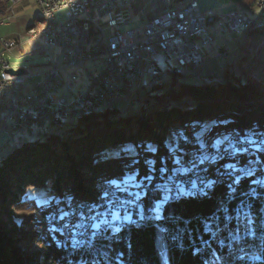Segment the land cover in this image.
<instances>
[{"label": "trees", "instance_id": "16d2710c", "mask_svg": "<svg viewBox=\"0 0 264 264\" xmlns=\"http://www.w3.org/2000/svg\"><path fill=\"white\" fill-rule=\"evenodd\" d=\"M178 74L169 77L171 87L177 86ZM225 74L228 79L230 75ZM235 83L216 91L210 89L204 99L197 94L196 86L183 85L168 93L165 90L161 96L174 102L164 108L157 107L150 100L156 95L149 94L142 99L148 104L144 121L140 119L141 106L127 115L110 105L93 115L71 119L62 128L54 127L58 131H35L38 137L15 146L0 158V264H264V157L260 158L262 168L245 157L256 151L214 160L216 163L207 167L210 175L230 164L235 168L213 184L207 175L210 185L201 193L179 191L176 197L162 200L159 216L153 204L159 198L155 187L154 191L148 188L146 194L144 190V201L138 200L135 214L127 217L123 226L90 232L78 244L73 234L47 229L43 221L48 215L58 219L73 202L92 201L94 186L116 176L133 175L132 184L155 186L163 182V176L180 171L174 163L179 157L172 154L174 146L168 137L170 126L191 127L194 132L191 124L197 122L195 133L204 130L197 136L199 142L231 131L252 130L255 132L249 133L264 135V103L260 102L259 87L237 78ZM191 97L198 100L196 106L215 102L212 113L228 121L205 127V117L181 115L190 111L184 109L187 103L183 101ZM214 118L216 115L210 120ZM192 148L203 161L205 153L211 151L204 150L198 141L189 150ZM231 157L233 160L226 161ZM239 166L247 167V171L240 172ZM161 168L166 171L161 172ZM149 175L150 181L145 179ZM36 187H48V197L39 204L35 199L25 201L26 191ZM140 206L146 212L138 211ZM23 208L38 215L29 214L24 223L18 222L12 209ZM41 230L44 236L39 235ZM36 241L43 248V258L34 250L18 247Z\"/></svg>", "mask_w": 264, "mask_h": 264}, {"label": "built area", "instance_id": "2783aa9c", "mask_svg": "<svg viewBox=\"0 0 264 264\" xmlns=\"http://www.w3.org/2000/svg\"><path fill=\"white\" fill-rule=\"evenodd\" d=\"M24 1H0V26L11 24L16 18L15 9ZM33 1L41 15L49 16L51 31H44L42 26L34 24L19 37L0 36V122L6 123L16 134L58 127L60 119L73 118L80 110L110 106L117 101L125 105L137 104L141 100L133 95V91L144 92L152 85H159V78L166 77V70L194 69L208 59L217 62L224 61V58L233 59L234 50L215 49L209 55L203 54V49L212 47L213 37L207 27L209 16L200 11L197 0L166 8L141 27L124 31L122 27L132 23L129 7L134 0ZM164 1L156 0L155 7ZM59 12H64L62 21L56 19ZM94 17L105 20V32L110 33L98 46L82 40V32L90 29L81 26V19ZM212 17L216 35L227 29L239 37V43L244 29L251 22L264 20V0H251L243 8ZM36 39H40V44L33 46L29 54L44 55L48 66L40 71L23 67V75L10 74V58L14 57V51L24 56V44ZM52 50L60 52L59 61L53 59ZM87 65H90V70L86 69ZM65 71H70L67 77L63 74ZM145 78L149 79L150 86L142 90ZM62 89L70 94L68 99L57 96ZM244 131L245 139H234L229 132L226 133L230 135L229 143L237 140L264 143V135L247 136V130ZM170 138L173 146H178L180 141L191 140L185 138V130L182 135ZM229 143H220L219 146H229ZM198 159L183 163L191 165V172L177 179L179 186H189V181H197V190H200L199 178L203 167H194V160ZM117 183L121 184V181ZM108 193L112 194L110 187ZM87 226L88 222H84L83 227L72 233L85 231Z\"/></svg>", "mask_w": 264, "mask_h": 264}, {"label": "rangeland", "instance_id": "374dc122", "mask_svg": "<svg viewBox=\"0 0 264 264\" xmlns=\"http://www.w3.org/2000/svg\"><path fill=\"white\" fill-rule=\"evenodd\" d=\"M15 11H16V18L11 22V24L8 25V26H0V36L2 38H15V37H19L21 35H24L25 32H26L27 26L31 23L32 19L36 16V14L38 12V10L34 6L32 0H28L27 3H25L24 5L16 8ZM56 19L58 21L64 20V12L57 13L56 14ZM94 20H95L96 24L99 27L105 28V26H106L105 20H99V19H96V17H94ZM140 24H141L140 19H137L133 23H130L128 25L123 26L122 27V31H124L126 29H130V28H134V27H136V26H138ZM257 31L259 33L256 35L254 32H257ZM245 34L243 35V38L240 40V42L239 43L237 42L238 43L237 47L235 46L233 48L234 49L233 59L232 58H228V59H226L224 61H219V62L214 61L213 59H208L201 66V68H200L201 70L200 69H195L194 74H192V75L186 74L182 79H179V77H178L177 78V86H175V87H173V86L171 87V85L168 83L169 82V77H168L167 81L163 80L165 83H163L162 86H158L157 88L153 87L154 89H152V87L148 88V90H149L148 93L146 91L136 93L135 90H134L133 91V95L135 94V95L138 96V99L141 100V102H139L140 104L137 103V104H133V105H131V104L125 105L124 102L117 101V102H115L112 105L113 106H117L119 112L120 111H124V112H126L125 114H127V115L130 114V113L137 112V110L140 109L139 106H141L140 119L144 121V120L147 119V115H148V109H147L148 108V104H146L144 102V100H143V103H142V99H147L149 94H150V96L151 95L152 96L156 95L155 97H153L154 99L150 98V100H153V102L155 103V105L157 107H163L164 108V106L166 104L174 102V101L168 99L165 96H161L162 95L161 93L165 92V90L166 91L168 90L167 91V93H168V92H171V91L178 90L183 85H185V86L188 85V87H190V88H195L194 86H196L197 87L196 88L197 94L200 95L201 99H204V97L210 92V89H213V91H216V90H218V89H220L222 87H226L228 85L229 86H235L236 85V83H235L236 78L239 79V81H243L244 83L249 81L252 85L259 87L258 90L261 91V93H262L261 94V98H263V101L260 100V102L264 103V32H261L260 30H255V31L249 32L247 35H245ZM105 35L107 37H109V35H110L109 31L106 30ZM32 48L33 47L31 45L26 44L24 46V52L27 53ZM204 50H206V49H204ZM52 51H54V50H52ZM52 51H51V55H52L53 59L55 61H59L60 60V55L56 57L52 53ZM55 51H57V50H55ZM57 53H58V51H57ZM14 54L16 56L14 55V57L10 58V66L14 70H17V69H20V68H23V67H29L28 66L29 64H34V62L37 61V60L46 61V57L44 55H39V54L28 55L27 54L26 56H22L21 57L19 55V53L16 54L15 51H14ZM59 54H60V52H59ZM209 54H211V51L208 54L204 53V55H209ZM44 57H45V59H44ZM220 65L222 66L221 68H220ZM222 71H224V72L222 73ZM201 72H202V74H201ZM225 73H228L230 75L228 79L226 78V74ZM200 74L201 75H206L208 77H212L213 75L218 76V77L221 78L220 80L223 82V84H219V83L215 84L214 83L213 85L212 84L205 85L206 84L205 82H207V81H205L206 79H204V77H200ZM141 85L144 86V87H142V90H144L145 87L150 86L149 79L145 78ZM214 85H216V86H214ZM138 88L139 87L137 86L136 87L137 91H139ZM169 88H171L170 91H169ZM57 96L58 97L66 96V98H69V95L64 90L58 92ZM147 102H148V100H147ZM175 102H179V101L176 100ZM185 102H188V103H187V106L184 109H187V110H190V111H188L187 113L186 112H181V115L188 114V115H192V116L198 117V118H204L205 117L207 119L206 123H204L205 127L207 125H211V124H214V123H222L223 124V123H226L228 121V118L219 117L220 116L219 113H216V114L212 113V110L217 106V104L215 102H212V103L206 104V105H198V106H196L195 104H197L199 102H198L197 99H194L193 97L186 99ZM250 103H252V102H249V104ZM124 106L127 107L125 110L123 109ZM102 109H105V107L101 108L100 110H102ZM121 113H123V112H121ZM145 113H146V115H145ZM93 114H95V113H93ZM93 114H91V115H93ZM212 115H216V118H214L213 120H210V117ZM88 116H90V115H88ZM82 117H86V116H82ZM82 117H80V118H82ZM72 121L73 120H71V119H67L64 122L70 123ZM210 121H211V123H210ZM194 123L195 124H191V125H194L193 134L196 137V139L198 141V144L200 143L201 146H203L202 148L204 150L211 149V151H208V152L205 153L206 154V157H205L206 160L203 161V165L208 164L209 167H210L211 165L216 163V161L213 162V160H214V158L216 156L214 154V152H216V150L218 149L220 143H223V140H224L223 137H225L226 133L221 135V136H219V137H217V138H214V139H212L210 141H202V140H200V142H199V139L197 138V136L200 137L202 131H204V130L203 129L202 130H198L197 134H196L195 133V131H196V129H195L196 126L195 125L197 124V122H194ZM56 128H58V127H56ZM59 128H62V127H59ZM3 130L5 132H7V133L3 132ZM51 130L55 131L56 129L55 128H51ZM56 131H58V130H56ZM248 131L249 132H255V131H252V130H248ZM231 132H233V131H231ZM242 135H243V132H242ZM171 136H174V135H171ZM171 136H168V137L170 138ZM36 137H38V134L35 131L33 133H31V134L14 135L12 133V131L10 130V128L7 127L6 123L2 124L0 122V158L4 157L8 153H10L12 151V149L15 146H17L18 144L24 143V142H27V141H31V140L35 139ZM210 143H211V145H210ZM209 146L211 148H209ZM191 151H194V152H191ZM257 151L260 152V153H255V154H252L251 156H245V157L247 158L246 160H248L249 163L253 162V164L255 166L262 168L263 164H261L260 158L264 157V153H263V151L261 149H259V147H258ZM187 153L188 154L195 153V154H197L196 158L198 157V151H196L195 148L194 149L192 148L191 150H189V147H187L183 151L177 152L175 150V146H174V148L172 150V154H174L175 156L179 157V160L181 161V163H185L186 161H188L187 160ZM212 155H213V157L211 158ZM228 156H229V154H228ZM231 160H233L232 157L230 159L226 160V161H231ZM199 161H201V160H199ZM181 163L179 164L180 171L170 175L169 179H165L166 177L163 176V182L159 183V185H161L162 183H164V185H170V184H172L174 182V180L176 178L175 176H177L178 174L184 173L183 171H187V170L181 169L182 168V164ZM183 165L191 166L189 164H183ZM230 165H232L234 167H228V165H227L224 169H222V168H220L219 170L217 169V171H215V174H213V175L209 174V168H207L206 169L207 170V175H208V177H211L212 180H213V181H211V184H213L215 181H219V180L221 181V177H223L225 174L227 175L229 170L231 171V170H233L235 168V165H233V164H230ZM194 167H196V166H194ZM190 169H191V167H190ZM225 169H228V170L226 171ZM221 170H223L224 174H221V172H220ZM239 171L240 172L247 171V167H243L242 168V166H239ZM253 171H255V167H253L252 172ZM126 177H130V176H116L112 180L106 181L104 183L102 182L101 184H104V187H105V191H103V193L108 192V187H110V193L115 194V196H118V192H116V189H114L115 192H113L114 190H112L111 186L109 185V183L111 181H117L118 179L121 181L122 188L126 187V189H127L126 191L128 193L130 192L129 193L130 195H133V192L137 193V191H136L137 189L136 188L140 189V188L144 187L145 188V189L143 188L145 190L144 193L148 191L147 188H150V185H148V184H141V183H138V182H134V184H132L131 183L132 180L128 181L127 183H123V181H125ZM211 178H209V180H211ZM209 180L207 182H210ZM137 184H140V186L136 187ZM207 185H210V183H208ZM131 187L134 188V189H132ZM151 187H152L151 188L152 191L154 190L153 187L156 188V186H151ZM95 188H96V186H94V188L92 189L94 198H95V196H97V192H99ZM46 189H48V187H36V188L28 189L26 191V196L24 197L25 201H28L29 199H35V200L38 201L37 203L39 204V202H42L44 199H46L48 197V193H46ZM131 189H132V191H131ZM155 191H157L156 193H158L159 198L154 199L153 204H154V207L156 206V208H157V205H159V209H160L162 207V204H163L162 200H164L165 197L162 196L161 191L159 192L158 189L155 190ZM179 191H183V190L180 189V190H178V192ZM103 193L101 192V194H100V192H99V195L96 197V198H98L97 201H95L96 198L94 199L96 204L92 205V207L93 206H97V204H99V202L107 203V201L104 198V194ZM149 193H154V192H149ZM112 194H109V196L107 198L108 200H111V199L114 198L112 196ZM145 194H143V196L141 194V199L140 200L144 201ZM83 202H88V201H76V202L71 203L69 205L70 207L69 206L67 207V212H64V210L62 211L61 216L58 218V219H62L61 217L63 216V219L60 222H54L52 216L48 215L47 218H46L48 221L45 220V219L43 220L44 224H45V227L47 229L58 228L61 231H63L64 228H66L67 230H70V229L72 230V229H76V228L79 229L80 227H75V225L80 223V221H81V217H80L81 213H83L84 217H86V216L95 217L94 220H96V219L98 220V218L101 217V215H97L96 214V213H99L98 210L97 209H93L92 211H89V209H86L85 207L80 208L81 206H85L83 204ZM90 202H92V201H90ZM143 205H144V203L142 204V206ZM142 206L139 207L138 211H140V212L145 211L146 212V210H144V208ZM77 208H79V209H77ZM134 208H135V204L134 205L132 204L131 209L125 211V213L122 214L123 219L125 220V222H126V219H128V218H125V217H130L131 214H135V211L133 210ZM75 209H77V210L75 211ZM159 209L157 211L158 216L161 213V211ZM12 211H13V215L16 217L17 221L18 222H23V223L26 220H28L27 217H28L29 214L38 215L37 211H31V210L26 209V208H23V209H20V210H17V209L13 210L12 209ZM95 211H96V213H95ZM93 212H94V214H93ZM65 213H67V215H64ZM72 214H75V218L72 220L73 223L72 222H70L71 224L70 223H66L67 220L70 218V216ZM96 216H98V217H96ZM94 220H92V219L89 220V223L90 224L92 223V226H93V224H96V222H97V221L95 222ZM41 221H42V219H41ZM85 221H86V219H85ZM2 222H5V220H2ZM66 224H68V225L70 224V225L66 226ZM71 226H72V228H71ZM43 233H44V231L41 230L39 235L40 236H44L45 234H43ZM18 247L21 248L22 250H31V251L34 250L35 252L39 253L41 258H43L42 254L44 253V251H43L42 246L40 244H38V241H36V242H34L32 244L21 243V244L18 245Z\"/></svg>", "mask_w": 264, "mask_h": 264}, {"label": "bare ground", "instance_id": "6f19581e", "mask_svg": "<svg viewBox=\"0 0 264 264\" xmlns=\"http://www.w3.org/2000/svg\"><path fill=\"white\" fill-rule=\"evenodd\" d=\"M39 17H40L39 18L40 21L37 24H39L40 26H42L44 28V31H51V22H50L49 16H47V15H41L40 14ZM81 26L84 27V28L90 29V31H83L82 32V40L84 42H87V44H89L91 46H98L99 43H103L104 38H105V28H101L99 26H96V22H95L94 19H81ZM30 27H34V25H32ZM254 30L264 31V20H261L259 22H251L250 25L247 27V29H244L243 35L245 33H246L245 35H247L249 32L254 31ZM226 59H228V58H224V60H226ZM202 65L203 64H200L199 66L195 67L194 69H184L182 71L179 70V69L166 70V77L159 78V85H152L151 87L162 86V84L165 83L164 81L165 80L167 81L168 80L167 78L170 77L172 73H179L178 76L179 77H182V78L186 74L192 75V74H194L195 69H200ZM221 67L222 66L220 65V68ZM223 72L224 71H222V73ZM201 74H202V72H201ZM201 74H200V77H204V79H206L205 81H207V82H205L206 85H210L213 82H217V83L223 84V82L220 80L221 78L218 77V76H214L213 75L212 77H208L206 75H201ZM145 91L148 93L149 90L146 89ZM142 103H143V101H142ZM183 103H188V102L183 101ZM104 107L107 108L109 106H104ZM170 107L179 108L180 106H176V105L175 106H172L171 105ZM101 108H103V107H93L91 109L80 110L79 112H77L74 115L73 118H70V119H78V118H80L82 116L91 115L93 113L98 112ZM145 115H146V113H145ZM65 120H67V119H60V124H58V127H64V125H65V122L64 121ZM183 130H185V138H191V140H183V141H180L179 144H178V146H175V150L176 151H183L187 147L191 148V147H195L197 145V139L194 136L191 127L184 128V127H182L180 125L170 126L168 128V136H171V135H174V136H176V135H182ZM230 134H231V136H233L234 139H245V132H243V135H242V132H237V131L230 132ZM261 135H263V134H259V133H253L252 134V133L247 132V136H261ZM223 139H224L223 140V143H229L230 142V135H225V137H223ZM258 147L264 153V143H262V142H255V141H248V140L231 141V143H229V146H219L218 147V149L216 150V152H214V154L216 155L215 158H214V160L218 159L219 157H221L223 155L228 156V154H229V156H233L234 154H237V153H247V154H250V153H252L254 151L258 152L257 151L258 150ZM236 150H238V151H236ZM191 152H194V151H191ZM258 153H260V152H258ZM196 156H197V154H195V153H191V154H188L187 153V160L197 159L198 157L196 158ZM212 157H213V155L211 156V158ZM181 164H182V168L181 169H184V170H187V171H183L184 173H181V174H178L177 176H175L176 178H175L174 182L172 184H170V185H164V183H162L161 185L156 186L155 190L158 189L159 192L161 191L163 197H166V198H174V197L177 196V192L180 189L183 190L185 193H187V192L201 193L202 190L204 189V187L207 185V183H208L207 181L209 179H208L207 174H206V169H207V167L209 165L208 164L203 165V163H201V161L194 160V166H196V167H203V170H201V172H200V178H199L200 190H197V181H189V186H179V180H177V179H179L180 176H182V174H190V172H191V169H190L191 166L183 165V163H181ZM117 181H120V180L118 179ZM109 185L111 186L112 190L116 189L114 185H112L110 183H109ZM121 185L122 184H120V186ZM193 185H195V187H193ZM143 188H140V189L139 188H136L137 189L136 190L137 193H142L144 191V189H145V188L144 189ZM95 189L97 191H99L100 194H101V192L103 193V191H105L104 184H101V183L97 184ZM132 189H134V188H132ZM132 189H131V191H132ZM99 192H97V196L99 195ZM113 192H115V190ZM116 192H118V196L117 197H119L120 200L130 201V203L124 204L123 207L119 209V216H120V218L118 220H115L114 221L112 219L111 215H108L107 217L101 215V217L98 218V220L96 219L97 220L96 224H98L99 227H93L92 226V223L91 224L89 223V220L90 219H86L85 222H88V226L85 227V231H76V232H73L72 233V231L77 230V228L76 229H72V230L71 229L70 230H67L66 228H64L63 232L66 235L67 234L70 235V233L73 234L74 235V238H75L74 243H77L78 244L81 241H83L86 237H88V234L90 232L92 233L93 231H104V230H106L108 228L118 227V226L121 227V226H123L126 222L123 219L122 214L125 213V211H127L128 209H130V207L132 206V204L133 205L136 204L138 202V200L136 199L135 192H133V195H130L129 194L130 192L128 193L127 191L119 192V191H117V189H116ZM97 196H95V198ZM95 198L92 199V202H90V201L83 202V204L85 205V208L86 209H90L92 207V205H95L96 204L95 201H97L98 198H96V199ZM94 199H95V201H94ZM92 209H97L99 213H104L106 211V209H107V203H101V202H99V204H97V206H93ZM95 213H96V211H95ZM93 214H94V212H93ZM86 217H88V216H86ZM96 217H98V216H96ZM74 218H75V214H72L70 216V218L67 220L66 223L72 222V220ZM105 219H107L108 223H103V221ZM67 225L68 224H66V226ZM71 228H72V226H71Z\"/></svg>", "mask_w": 264, "mask_h": 264}, {"label": "crops", "instance_id": "0c3cea01", "mask_svg": "<svg viewBox=\"0 0 264 264\" xmlns=\"http://www.w3.org/2000/svg\"><path fill=\"white\" fill-rule=\"evenodd\" d=\"M27 1L28 0H25L23 3L18 5L17 8L27 3ZM155 1L156 0H134L133 1V3L129 7V14L132 19V23L137 19H140L141 21V24L134 28L141 27L144 23L150 21L151 19L161 14L166 8L172 7L178 3H183L187 0H165L164 3L160 4L158 8L155 7V4H156ZM249 1L251 0H197L200 11L209 17L214 16L215 14H218V13H228L235 9L243 8L246 5V3H248ZM32 2L34 6L37 8L33 0ZM39 16H40V13L38 10L36 16L32 19L31 23L27 26V28L34 24H37L40 21ZM209 28L212 31L213 25H210ZM213 37H214V45H213L214 49L222 48L225 50H233V48L238 45L237 43L238 38L236 36L230 35L228 32H225L221 36L213 35ZM39 43H40V39H36L35 41L25 43L24 46L26 44H29L33 47V46L38 45ZM24 46H23V52H24ZM210 50L211 49L203 50V53L208 54ZM30 51L31 50H29L27 53L24 52L25 54L24 56H26L27 54L30 55L29 54ZM15 52L16 54L19 53L18 51H15ZM52 53L56 57L60 55L59 52L57 53V51L55 50L52 51ZM19 55L21 54L19 53ZM28 66L29 68H32L34 70H42L47 66V63L44 60H37L34 62V64H29Z\"/></svg>", "mask_w": 264, "mask_h": 264}, {"label": "snow or ice", "instance_id": "6c2138e0", "mask_svg": "<svg viewBox=\"0 0 264 264\" xmlns=\"http://www.w3.org/2000/svg\"><path fill=\"white\" fill-rule=\"evenodd\" d=\"M201 147H203V146H201ZM148 163L151 165L154 162L148 161ZM174 163H176L177 165H179L181 163V161L179 159H176L174 161ZM201 163H203V160H201ZM228 167H234V166L229 165ZM151 170L152 169H150V171ZM160 171L161 172H165L166 171V168H161ZM145 179L150 181L152 179V177L149 175V176H146ZM131 180H135V176L126 177L125 178V181H123V183H127L128 181H131ZM110 184L114 185L115 188L117 189V191H119V192H124V191L127 190L126 188H122L120 186V184L117 183L116 181H111ZM141 184H142V182H141ZM139 186H140V184H137V187H139ZM193 187H195V185H193ZM108 196H109V193L108 192H105L104 193V198L107 201V209H106V211L104 213H97V214L98 215H103L105 217H107L108 215H111V217H112V219L114 221L115 220H118L120 218V216H119V209L121 207H123L124 204L130 203V201L120 200V198L117 197V196H115V194H113V197H114L113 199L108 200L107 199ZM135 196H136V199L137 200L141 199V193H135ZM165 199H167V198H165ZM158 209H159V205H157V210ZM92 210H93L92 208L89 209V211H92ZM64 215H67V213H65ZM61 218L63 219V216ZM125 218H127V217H125ZM85 219H92V220H94L95 217H87L86 218V217H84L83 213H81V221H80L79 224L75 225V227H83L84 226ZM103 223H108L107 219H105L103 221ZM93 227H99V225L98 224H93Z\"/></svg>", "mask_w": 264, "mask_h": 264}, {"label": "water", "instance_id": "95a60500", "mask_svg": "<svg viewBox=\"0 0 264 264\" xmlns=\"http://www.w3.org/2000/svg\"><path fill=\"white\" fill-rule=\"evenodd\" d=\"M1 1V0H0ZM0 13H1V10H0ZM210 25H213V28H212V31H211V29L209 28V26ZM207 27H208V30H209V32L212 34V37H213V35H215V36H221V35H223L225 32H228L229 33V31L227 30V29H225L224 31H223V33L221 34V35H216L215 34V32H214V28H215V21H214V19H213V17L211 16V17H209L208 18V20H207ZM230 34V33H229ZM230 35H232V36H236L238 39H239V37L237 36V35H234V34H230ZM237 42H238V40H237ZM213 45H214V37H213ZM213 45H212V47L210 48L211 50L210 51H213L214 50V48H213ZM237 47V46H236ZM216 49H222V48H216ZM204 50V49H203ZM203 50H202V52H203ZM206 50H208V49H206ZM223 50H225V49H223ZM234 50V49H233ZM233 50H227V51H233ZM204 54V53H203ZM45 59V58H44ZM47 63V62H46ZM48 66V65H47ZM46 66V67H47ZM45 67V68H46ZM44 68V69H45ZM44 69H42V70H44ZM86 69H88V70H90V65H87L86 66ZM36 71H40V70H36ZM10 74H12V75H23L24 73H25V71L22 69V68H20V69H17V70H13V69H11V70H9L8 71ZM70 73V71H65L63 74L67 77L68 76V74ZM64 89H62V90H60V91H63ZM59 91V92H60ZM65 91V90H64ZM66 93H67V91H65ZM68 95H69V97H70V94L69 93H67ZM63 97H65L66 98V96H63ZM66 99H68V98H66ZM51 128H54V127H51ZM51 128H49V129H51ZM48 129V130H49ZM34 131H39L38 129H33V130H31L30 132H27V133H22V134H31V133H33ZM42 132V131H41ZM13 133V132H12ZM14 135H21V134H16V133H13Z\"/></svg>", "mask_w": 264, "mask_h": 264}]
</instances>
